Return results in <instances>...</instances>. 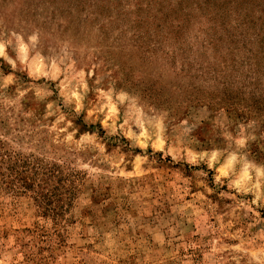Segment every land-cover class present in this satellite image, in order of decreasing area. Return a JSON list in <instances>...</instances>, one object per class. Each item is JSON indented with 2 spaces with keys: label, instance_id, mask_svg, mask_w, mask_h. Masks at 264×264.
I'll list each match as a JSON object with an SVG mask.
<instances>
[{
  "label": "rangeland",
  "instance_id": "1",
  "mask_svg": "<svg viewBox=\"0 0 264 264\" xmlns=\"http://www.w3.org/2000/svg\"><path fill=\"white\" fill-rule=\"evenodd\" d=\"M7 41L0 264H264V0H0Z\"/></svg>",
  "mask_w": 264,
  "mask_h": 264
},
{
  "label": "clouds",
  "instance_id": "2",
  "mask_svg": "<svg viewBox=\"0 0 264 264\" xmlns=\"http://www.w3.org/2000/svg\"><path fill=\"white\" fill-rule=\"evenodd\" d=\"M17 39V44H18V54H19V58L20 60L23 62L24 60L27 59V53H28V45L24 43L23 39L21 37H16ZM30 40L32 42H35L36 40V37L35 36H32L30 37ZM11 41H7V42H0V56H3L5 59H8L10 63H12L13 67H15V62L10 60L9 57L7 56V46L8 44H10ZM107 100H108V104L105 105V107H108L110 112H114L115 111V106L112 104V101H111V97L110 95L106 97ZM125 95L124 94H121L118 99L120 101V103H123L124 100H125ZM238 143H240L241 145L244 143V141L241 139L239 141H237ZM204 155H207V153H204ZM218 156V151L216 150H213L212 153H211V159L212 160H215ZM235 161V156H232L230 159H229V164L226 166V167H230L231 166V163ZM192 162H195V161H192ZM212 164L210 163L209 164V167H211Z\"/></svg>",
  "mask_w": 264,
  "mask_h": 264
}]
</instances>
